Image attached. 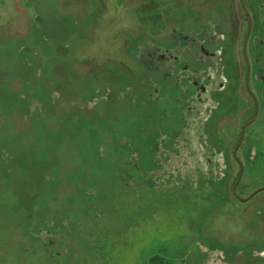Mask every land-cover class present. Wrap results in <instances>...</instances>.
Segmentation results:
<instances>
[{"label": "rangeland", "instance_id": "rangeland-1", "mask_svg": "<svg viewBox=\"0 0 264 264\" xmlns=\"http://www.w3.org/2000/svg\"><path fill=\"white\" fill-rule=\"evenodd\" d=\"M172 1L0 0V264H202L201 253L215 264V248L240 264L264 247V190L245 201L221 185L193 190L184 170L155 162V139L169 149L183 126L161 118L136 50L228 17L227 0ZM248 115L219 128L227 145ZM255 168L238 197L264 186ZM47 223L51 242L38 236Z\"/></svg>", "mask_w": 264, "mask_h": 264}, {"label": "flooded vegetation", "instance_id": "flooded-vegetation-1", "mask_svg": "<svg viewBox=\"0 0 264 264\" xmlns=\"http://www.w3.org/2000/svg\"><path fill=\"white\" fill-rule=\"evenodd\" d=\"M239 1L246 20L245 33L233 12L231 0H227L225 24L214 23L213 17L199 23L201 20L197 18V24L193 25L196 30L187 25L171 30L172 47L147 43L136 50L134 60L150 71L148 96L153 104L162 107L161 118L178 116L183 126L169 149L165 148L169 137L155 139L154 159L162 164L164 174L170 168L184 170L181 184L188 181L193 190L199 183L205 186L209 183L212 187L221 185L226 188L225 196L245 201L244 198L264 187L255 188L248 196H237L246 172L252 173L253 168L256 171L255 167L264 163V126L259 125L262 129L254 127L264 122V21L258 32L260 24L255 4L260 6V0H244L249 12ZM208 4L190 2L185 5L207 9ZM171 8L161 10L168 12ZM250 23L251 31L247 35ZM224 26L228 27L226 32ZM155 76L162 78V82L156 81ZM251 106L252 115L241 121L233 136L235 143L227 145L229 140L219 134V128H231L237 122V114ZM223 181L226 186L222 185ZM201 234L198 233L199 238ZM198 239L197 249L201 253L204 247ZM205 251L217 254L215 264H233L222 249ZM201 254L204 256L202 264H206L207 258ZM251 254L254 258L240 264L264 262V247L254 249Z\"/></svg>", "mask_w": 264, "mask_h": 264}, {"label": "trees", "instance_id": "trees-1", "mask_svg": "<svg viewBox=\"0 0 264 264\" xmlns=\"http://www.w3.org/2000/svg\"><path fill=\"white\" fill-rule=\"evenodd\" d=\"M40 107V106H39ZM34 110V109H33ZM90 192V191H89ZM92 192V191H91ZM52 223L51 224H45L43 226H41V228L39 229V238L44 241V242H48L51 240H53V236L54 234H57V232H53L52 231Z\"/></svg>", "mask_w": 264, "mask_h": 264}, {"label": "water", "instance_id": "water-1", "mask_svg": "<svg viewBox=\"0 0 264 264\" xmlns=\"http://www.w3.org/2000/svg\"><path fill=\"white\" fill-rule=\"evenodd\" d=\"M241 1H242V4H243L244 8H246L247 12H249L248 9H247V7L245 6V2H244V0H241ZM250 31H251V23H250V26H249V30H248L247 35H249ZM256 114H257V113H256ZM235 188H236V187H235ZM261 190H264V187H263V188H260V189L257 190V191H255L254 193H252V194H251L250 196H248L247 198H244V200H248V199H250L252 196H254L257 192H259V191H261Z\"/></svg>", "mask_w": 264, "mask_h": 264}]
</instances>
